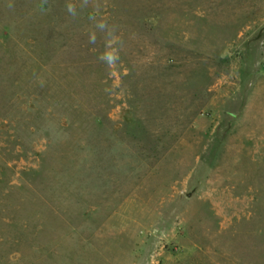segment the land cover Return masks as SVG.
<instances>
[{
    "label": "rangeland",
    "instance_id": "1",
    "mask_svg": "<svg viewBox=\"0 0 264 264\" xmlns=\"http://www.w3.org/2000/svg\"><path fill=\"white\" fill-rule=\"evenodd\" d=\"M0 264H264V0H0Z\"/></svg>",
    "mask_w": 264,
    "mask_h": 264
},
{
    "label": "clouds",
    "instance_id": "2",
    "mask_svg": "<svg viewBox=\"0 0 264 264\" xmlns=\"http://www.w3.org/2000/svg\"><path fill=\"white\" fill-rule=\"evenodd\" d=\"M67 10L70 14H72L73 16L76 15V11H75V7L71 4L67 5ZM97 27L104 29L107 28V25L105 23H100L97 25ZM91 42H95V37L94 35L92 37H90ZM103 59H105L106 61H108L109 63H112L115 61L116 56L113 52H106L103 56Z\"/></svg>",
    "mask_w": 264,
    "mask_h": 264
}]
</instances>
